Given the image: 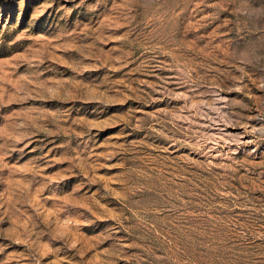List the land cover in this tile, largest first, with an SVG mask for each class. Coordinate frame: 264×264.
Listing matches in <instances>:
<instances>
[{
  "label": "rangeland",
  "instance_id": "374dc122",
  "mask_svg": "<svg viewBox=\"0 0 264 264\" xmlns=\"http://www.w3.org/2000/svg\"><path fill=\"white\" fill-rule=\"evenodd\" d=\"M0 264H264V0H0Z\"/></svg>",
  "mask_w": 264,
  "mask_h": 264
}]
</instances>
